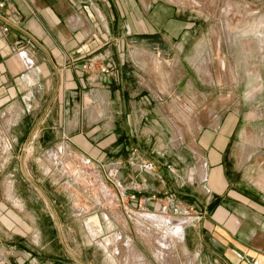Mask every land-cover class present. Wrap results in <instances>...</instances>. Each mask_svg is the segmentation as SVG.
<instances>
[{
    "label": "crops",
    "instance_id": "0c3cea01",
    "mask_svg": "<svg viewBox=\"0 0 264 264\" xmlns=\"http://www.w3.org/2000/svg\"><path fill=\"white\" fill-rule=\"evenodd\" d=\"M2 1L0 134L7 144L1 148L48 152L62 143L99 166L113 158L116 179L130 180L133 192L143 189L154 199L187 189L200 263L264 264V124L249 125L259 114L243 116L231 100L223 109L212 106L217 124L192 132L188 157L184 132L163 126L166 115L154 111L162 104H151V48L155 39L184 38L190 27L184 6L172 0ZM190 80L184 73L173 85H193ZM11 186L6 196L0 190V264H57L61 251L72 255L67 225L55 211L46 206L45 213L30 215L21 201L9 206L18 193ZM35 191L36 198H48L41 186ZM164 197V204L173 203ZM42 215L54 237L42 236Z\"/></svg>",
    "mask_w": 264,
    "mask_h": 264
},
{
    "label": "rangeland",
    "instance_id": "374dc122",
    "mask_svg": "<svg viewBox=\"0 0 264 264\" xmlns=\"http://www.w3.org/2000/svg\"><path fill=\"white\" fill-rule=\"evenodd\" d=\"M172 1L184 6L190 27L185 29L184 38L170 36L167 40H154L153 75L149 86L155 99L151 104H162L159 108L155 106L154 111L166 115L167 124L163 122V126L170 129L169 126L176 125L184 132V153L192 157L187 149L194 147L192 132L217 124V119L209 115L212 106L223 109L231 100L234 111L243 116L259 114L249 125L264 124V0ZM178 43H182V50L176 47ZM178 57L179 62H174ZM182 64L185 71L179 68ZM189 66L195 70H190ZM184 73L190 76L193 85H173ZM198 92L202 95L195 96ZM217 96L221 98L215 102ZM2 137L0 134V148L3 142L7 143ZM47 150L1 148L0 190L6 196L5 190L11 184V189L17 190L20 196L11 197L7 202L12 204L9 206L14 207V202L21 201L30 215L45 213L48 206L52 213L55 211L60 223L67 225L64 235L71 239L68 250L72 255L61 251L57 264H111L109 252L103 246L109 233H113L116 244L126 241L132 250L131 254L123 256L127 260L117 255V264H161L155 258V249L145 241L144 232L149 227V233L160 234L163 226L152 223L146 214L166 215L187 225L175 251L170 248L166 252L168 264H209L200 263L196 258L198 246L192 240L196 233L191 230L193 198L185 195L190 191L169 190L158 193L153 199L143 189L133 192L130 180L119 183L113 170V158L92 169L77 161L80 156L72 152L61 155L55 149ZM52 157L56 158L55 163L50 161ZM96 171L98 173L94 174ZM40 186L48 191L46 201L36 198L35 190ZM183 187L190 184L185 181ZM164 196H169L173 203L164 204L168 200ZM149 198L153 203H147ZM108 221L112 224L111 230ZM40 222L43 237L56 235L46 216L42 215ZM3 235L0 229V237ZM203 253L208 256L207 252Z\"/></svg>",
    "mask_w": 264,
    "mask_h": 264
},
{
    "label": "bare ground",
    "instance_id": "6f19581e",
    "mask_svg": "<svg viewBox=\"0 0 264 264\" xmlns=\"http://www.w3.org/2000/svg\"><path fill=\"white\" fill-rule=\"evenodd\" d=\"M5 144H7V143L3 142L2 147H4ZM54 158L55 157L51 158L53 160L50 159V161L52 163H55ZM94 174H96V173L94 172ZM146 215L152 221V223L162 224L163 227L160 230V234H154V233H152V231H150V233H149L150 228L148 227L147 229H149V230L144 232V238L146 239L145 241H147V243H149V245L155 249V250L153 249L155 258L157 260H159L161 262V264H168L170 262V260L167 258L169 256V254L166 257V254H167L166 252H168L170 250V248L174 250L178 246V244H179V242L183 236V229L185 226V221H176L177 219L176 220L171 219V218L167 217L166 215L165 216L154 215V214H146ZM108 228H109V230H111V228H112V224L109 221H108ZM107 231H108V229H107ZM156 243L158 245H156V247L153 246ZM103 246L105 247L106 251L109 252L108 258H109V261L111 262V264H117V262H116L117 261L116 260L117 255L123 257V256H127L128 254H131V252H132L128 242L125 241L124 243L120 242L119 244H116V240H115L113 233H111V234L109 233L104 238ZM116 246H117V248H116ZM156 248L158 250H156ZM173 250L171 252H173ZM173 256H176V255H173ZM123 258L126 259V257H123ZM166 258L169 261H167ZM172 260H173V258H172Z\"/></svg>",
    "mask_w": 264,
    "mask_h": 264
},
{
    "label": "built area",
    "instance_id": "2783aa9c",
    "mask_svg": "<svg viewBox=\"0 0 264 264\" xmlns=\"http://www.w3.org/2000/svg\"><path fill=\"white\" fill-rule=\"evenodd\" d=\"M4 6V2L2 0H0V8H2ZM9 30V25L8 22L2 27V31L6 32ZM102 70H106L105 68H102ZM55 151L56 153H59L61 155H64L65 153H70L68 152V149L66 147V145L60 143L59 145H57L55 147ZM79 160L80 163H82L85 166H89L92 169H96L98 168V164L96 161H94V159L88 155H82L79 158H77V161ZM146 168L150 169L152 168V163L148 162L146 165H144ZM96 174L98 173V171L95 172Z\"/></svg>",
    "mask_w": 264,
    "mask_h": 264
}]
</instances>
